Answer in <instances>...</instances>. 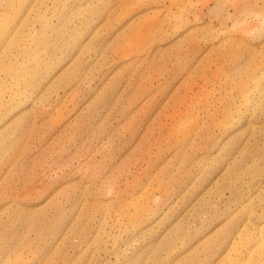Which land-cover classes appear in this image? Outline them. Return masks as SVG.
I'll return each mask as SVG.
<instances>
[{
    "label": "rangeland",
    "instance_id": "rangeland-1",
    "mask_svg": "<svg viewBox=\"0 0 264 264\" xmlns=\"http://www.w3.org/2000/svg\"><path fill=\"white\" fill-rule=\"evenodd\" d=\"M263 11L0 0V264H264Z\"/></svg>",
    "mask_w": 264,
    "mask_h": 264
},
{
    "label": "bare ground",
    "instance_id": "bare-ground-1",
    "mask_svg": "<svg viewBox=\"0 0 264 264\" xmlns=\"http://www.w3.org/2000/svg\"><path fill=\"white\" fill-rule=\"evenodd\" d=\"M264 12V11H263ZM263 12H262V15H263ZM263 22H264V20H263Z\"/></svg>",
    "mask_w": 264,
    "mask_h": 264
}]
</instances>
